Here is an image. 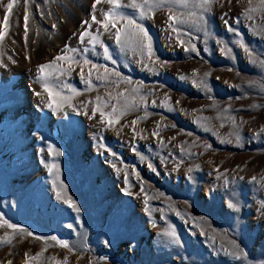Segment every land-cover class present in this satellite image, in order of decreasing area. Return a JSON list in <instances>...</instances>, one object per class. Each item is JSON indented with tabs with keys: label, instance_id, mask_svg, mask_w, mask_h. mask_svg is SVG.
<instances>
[{
	"label": "rangeland",
	"instance_id": "obj_1",
	"mask_svg": "<svg viewBox=\"0 0 264 264\" xmlns=\"http://www.w3.org/2000/svg\"><path fill=\"white\" fill-rule=\"evenodd\" d=\"M9 2L0 264H264V0Z\"/></svg>",
	"mask_w": 264,
	"mask_h": 264
},
{
	"label": "snow or ice",
	"instance_id": "obj_2",
	"mask_svg": "<svg viewBox=\"0 0 264 264\" xmlns=\"http://www.w3.org/2000/svg\"><path fill=\"white\" fill-rule=\"evenodd\" d=\"M16 2V0H11V2H9L6 7L9 11V13L11 12L12 8H13V5L14 3ZM101 2V0H96V3L99 4ZM107 2L112 6L113 9H119L122 7V5L120 4L119 0H107ZM208 0H204V3H207ZM144 5L148 6L149 8L150 7H160V4L159 3H156L155 5H152L149 3V0H144ZM133 8H136V9H139L140 10V14H141V17L143 18L146 13L144 11V7H142L141 5H137L135 3H133L131 5ZM181 6H186L184 3H183V0H181ZM25 19V31L27 32V20H28V17L27 15H25L24 17ZM169 19L173 21V24L170 25L171 29L173 32H179V29L175 26L177 24H182L183 21L182 20H178L175 16H172L171 14L169 15ZM126 18L123 17L122 15H120L119 12H116V11H111V12H108L105 14V19L104 21H96V18L93 16V21L94 22H98L100 23L104 28L105 30H107L109 28V23L111 24V27L113 29H116V32H115V39L117 41V43H121V29L117 27V23L119 21H125ZM105 21H108V23H105ZM3 24H4V27L7 28L8 26V16H5L4 17V21H3ZM126 25H134L138 30H139V33L138 34H135L136 35V38H135V41H134V44L137 48H140V49H144V48H147L148 50V55L149 57L152 56V47H151V40H150V37L148 35V32L147 30L142 26L140 25L139 23H137L135 20H131V19H127L126 20ZM86 34V33H85ZM85 34H81V37L80 39L83 40L84 38V35ZM129 36H132L133 34L129 33L128 34ZM4 38V33L3 32H0V40H2ZM92 40L95 41V42H99L97 40L96 37H92ZM181 43H183L181 41ZM247 51V49H245ZM107 49H105V54L107 56ZM193 51H195V49L193 48ZM57 60H66L68 59L67 57L65 56H57L56 57ZM84 65H88L90 62L85 60L84 62ZM50 65H41L40 66V72L41 73H44L45 72V69L49 68ZM69 67H71V65H69ZM96 66L95 65H91V67L89 68L88 70V77L90 78L91 75H92V70L95 69ZM108 69H104V72H107ZM80 74L81 76H84V68L81 67L80 69ZM117 76H119V73H116ZM195 75V73H194ZM208 74L206 73L205 76H207ZM46 92H48V95H49V99L52 98L53 96V93L52 91L50 90V88L47 86V84H45V89H44ZM133 91H138V89H133ZM110 95V94H109ZM125 96V93L124 92H120L119 93V97H124ZM99 99V97L97 98ZM112 99H118L117 97H112ZM167 99V98H166ZM119 102V100H118ZM51 106V105H50ZM125 106L126 107H135V104L133 103L132 105H128L127 102L125 103ZM57 107H59V105H57ZM98 110V109H97ZM112 112L115 113L117 112V108L115 105L112 106ZM124 113L122 112L121 115H123ZM100 115L102 117L105 116V113L103 111L100 112ZM137 121H132V125H135ZM107 123L109 125L113 124V123H119V117H116L115 120L113 119H108L107 120ZM70 207H75V205L70 201H66ZM77 211H79L78 209H76ZM9 228H12L13 226L12 225H8ZM29 236H32L33 234L32 233H28ZM35 239H41L40 237H35ZM57 238L56 237H52V240H56ZM5 242H8V241H5ZM57 243H60L62 247L64 248H68V245L66 243H63V242H60V241H57ZM32 259H37V257H33Z\"/></svg>",
	"mask_w": 264,
	"mask_h": 264
},
{
	"label": "bare ground",
	"instance_id": "obj_3",
	"mask_svg": "<svg viewBox=\"0 0 264 264\" xmlns=\"http://www.w3.org/2000/svg\"><path fill=\"white\" fill-rule=\"evenodd\" d=\"M61 131H60V129H56L55 130V134L57 135V136H59V138H61V134H59Z\"/></svg>",
	"mask_w": 264,
	"mask_h": 264
}]
</instances>
